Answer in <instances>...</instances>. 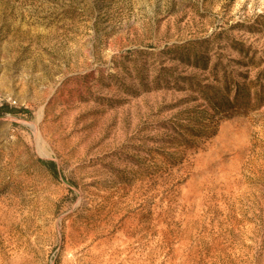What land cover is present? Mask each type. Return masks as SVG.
<instances>
[{"label":"rangeland","instance_id":"374dc122","mask_svg":"<svg viewBox=\"0 0 264 264\" xmlns=\"http://www.w3.org/2000/svg\"><path fill=\"white\" fill-rule=\"evenodd\" d=\"M3 105L0 264H264V0H0Z\"/></svg>","mask_w":264,"mask_h":264},{"label":"trees","instance_id":"16d2710c","mask_svg":"<svg viewBox=\"0 0 264 264\" xmlns=\"http://www.w3.org/2000/svg\"><path fill=\"white\" fill-rule=\"evenodd\" d=\"M7 112L14 113V114L20 113V111L10 109L6 105L0 106V115H3L4 113H7ZM21 112H24V110H21ZM52 165L55 167V165L53 163H52Z\"/></svg>","mask_w":264,"mask_h":264},{"label":"bare ground","instance_id":"6f19581e","mask_svg":"<svg viewBox=\"0 0 264 264\" xmlns=\"http://www.w3.org/2000/svg\"><path fill=\"white\" fill-rule=\"evenodd\" d=\"M48 157V156H47ZM95 237V236H94ZM91 241H92V239H91ZM88 242V241H87ZM90 242V241H89ZM105 242V241H104ZM115 242H116V240H115ZM87 244H89V243H87ZM106 244V243H105ZM108 244V243H107ZM113 244H115V243H113ZM117 245V244H116ZM110 248H112V247H110ZM101 249H103V248H101ZM98 250V249H97ZM117 250H119V249H117ZM98 252V251H97ZM108 252V251H107ZM106 252V253H107ZM88 253V252H87ZM93 254V253H92ZM110 254V253H109ZM124 254H127V253H124ZM98 256V255H97ZM102 258V257H101ZM114 259V258H113ZM112 259V260H113ZM101 262V261H100ZM106 263H108V262H106ZM109 264V263H108ZM118 264V263H117Z\"/></svg>","mask_w":264,"mask_h":264}]
</instances>
